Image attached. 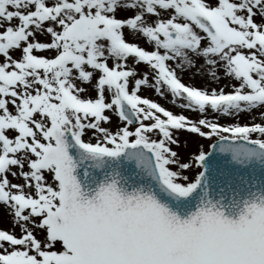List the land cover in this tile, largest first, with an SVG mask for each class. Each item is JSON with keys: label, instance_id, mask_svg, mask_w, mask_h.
Listing matches in <instances>:
<instances>
[{"label": "snow or ice", "instance_id": "6c2138e0", "mask_svg": "<svg viewBox=\"0 0 264 264\" xmlns=\"http://www.w3.org/2000/svg\"><path fill=\"white\" fill-rule=\"evenodd\" d=\"M5 219L0 264H264V0H0Z\"/></svg>", "mask_w": 264, "mask_h": 264}, {"label": "rangeland", "instance_id": "374dc122", "mask_svg": "<svg viewBox=\"0 0 264 264\" xmlns=\"http://www.w3.org/2000/svg\"><path fill=\"white\" fill-rule=\"evenodd\" d=\"M185 82H188V76H187V74H185ZM193 83H196V84H202V81L199 79V78H197L196 80H194V81H192ZM224 83V81L223 80H221V84H223ZM225 90H227V89H225ZM141 94L142 95H147V96H149V98H152V99H155V100H157L159 103H161L162 105H165V106H170L169 104H168V102H166L165 100H163V99H161V98H159V97H157V96H155L151 91H142L141 92ZM178 111V110H177ZM86 139H87V137H85ZM185 139H187V141H188V151H195V149H196V142H195V140H194V138H192V137H185V136H181V140L182 141H184ZM200 143H203L204 144V146H205V150H207V144H208V142L207 141H200ZM9 225H8V223H7V221H6V219L5 220H3V221H0V227H8Z\"/></svg>", "mask_w": 264, "mask_h": 264}]
</instances>
